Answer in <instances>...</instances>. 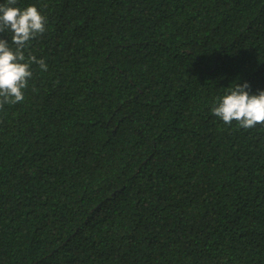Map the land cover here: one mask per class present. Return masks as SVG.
Returning a JSON list of instances; mask_svg holds the SVG:
<instances>
[{"label":"trees","instance_id":"1","mask_svg":"<svg viewBox=\"0 0 264 264\" xmlns=\"http://www.w3.org/2000/svg\"><path fill=\"white\" fill-rule=\"evenodd\" d=\"M28 5L47 70L0 108V264H264V126L211 112L264 90V0Z\"/></svg>","mask_w":264,"mask_h":264},{"label":"clouds","instance_id":"2","mask_svg":"<svg viewBox=\"0 0 264 264\" xmlns=\"http://www.w3.org/2000/svg\"><path fill=\"white\" fill-rule=\"evenodd\" d=\"M15 4L16 0L0 4V33H10L11 43L15 45L13 49L8 39L0 38V108L23 101V90L32 76L31 64L47 70L43 59L29 54L26 60L24 54L28 42L45 32V17L35 5L20 9ZM249 87L247 81L236 83L226 94L216 97L212 114L225 124L235 121L243 129L264 126V90L250 94Z\"/></svg>","mask_w":264,"mask_h":264}]
</instances>
